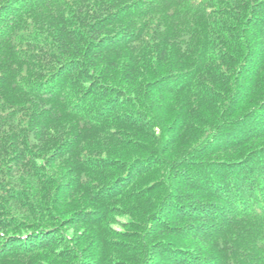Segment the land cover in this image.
I'll return each instance as SVG.
<instances>
[{"label": "trees", "instance_id": "trees-1", "mask_svg": "<svg viewBox=\"0 0 264 264\" xmlns=\"http://www.w3.org/2000/svg\"><path fill=\"white\" fill-rule=\"evenodd\" d=\"M0 264H264V0H0Z\"/></svg>", "mask_w": 264, "mask_h": 264}]
</instances>
